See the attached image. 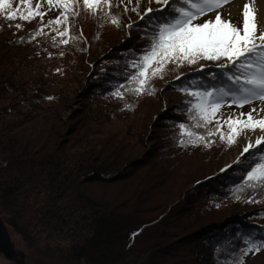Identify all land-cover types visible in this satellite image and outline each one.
Returning <instances> with one entry per match:
<instances>
[{"label": "trees", "instance_id": "obj_1", "mask_svg": "<svg viewBox=\"0 0 264 264\" xmlns=\"http://www.w3.org/2000/svg\"><path fill=\"white\" fill-rule=\"evenodd\" d=\"M11 2L15 8L19 0ZM112 2L118 6L111 9V14L120 18V27L125 32L116 41L113 38L118 27L108 16H93L87 10L73 18L70 25V31L77 35L82 33V38L69 40L67 45L53 43L52 37L60 39L57 32H45L31 39L30 33L41 27L39 17L31 22L8 21L0 14V218L28 246L43 240L47 250L53 248L59 257L84 264H161L162 256L170 248L183 252H176L181 264L201 263V255L202 262L227 264L228 260L238 257L240 248L245 246L240 237L252 234L257 239L264 238V203H245L233 196L234 189L243 183L253 163L250 155L249 162L241 167L226 166L230 168L226 174L222 166L215 174H202L192 180L176 204L156 219L129 231L124 225L127 214L120 213L118 203L82 188L83 184L94 181L125 178L129 169L148 160L150 167L160 169L158 175L166 177L182 160L207 161L219 148L228 146L220 141L219 133L207 136L209 130L217 127L215 119L207 128L192 129L213 141L210 147L203 143L196 147L179 144V125L192 123L186 103L192 98L182 89L197 90L192 81L211 82L210 75L220 72L218 62L200 61L204 66L202 72L197 71L201 65L176 69L170 64L163 79L152 81L156 94L162 84L176 97V103L167 112L159 110L155 116L159 125L167 129L162 141H156L140 158L130 160L120 154L122 147L119 146V142L128 146V141L116 133L109 138H117L113 140L116 147L107 155L96 150L95 136L101 132L98 127L103 122L129 121L139 100L156 97V94L137 96L124 88L119 89L124 94L123 99L112 95L119 85H127L129 74L135 72L130 67L132 61L150 44L145 22L135 12L128 16L130 10L124 11L125 2ZM41 10H47V6ZM143 12L140 4V13ZM55 14L59 16L60 9L48 11L44 20L55 19ZM17 23L22 25L19 30L14 26ZM110 32L114 33L113 37L107 36ZM97 45L105 52L101 57L88 60ZM177 75L181 77L179 80ZM67 91L72 95L71 101L80 108L71 112L76 119L64 129L59 112ZM229 104L230 101L223 106ZM135 120L132 118L128 123L131 134ZM224 131L222 125L220 132L227 137L229 132ZM128 136V132L124 133V137ZM102 147L107 149L106 144ZM115 148L119 153L113 154ZM241 195L264 199L251 189ZM198 221L200 223L182 237L172 238L170 244L174 247L165 244L156 250L137 247L135 240L145 229L162 227L160 234L169 237L167 225L185 229ZM65 238L70 241L68 245L58 246ZM204 247L207 250L201 254Z\"/></svg>", "mask_w": 264, "mask_h": 264}, {"label": "snow or ice", "instance_id": "obj_2", "mask_svg": "<svg viewBox=\"0 0 264 264\" xmlns=\"http://www.w3.org/2000/svg\"><path fill=\"white\" fill-rule=\"evenodd\" d=\"M140 2L136 0L130 9L135 12L141 21L145 22L146 32H150V44L145 52L132 61L130 67L135 69L129 74L127 85H119L113 96L123 99L124 94L119 90L140 95H155L156 89L152 86L155 78L163 79L168 65L179 69L185 65H196L200 61L218 63L219 73H212L210 81H192L197 90L185 87L182 90L192 99L189 104L188 115L191 124L181 123L179 144L181 147L199 146L210 147L213 141L193 131L194 128H207L216 120L217 127L209 130L208 137L219 133L221 142L228 146L238 142V138L247 133L259 131L255 140L248 139L247 145L241 152V157L249 154L253 163L248 167L243 183L234 189L236 200L245 203H264V199L257 200L242 197V193L251 189L264 197V107L252 108L249 112L231 113L223 121L227 124V137L220 132L222 127L220 117L221 107L230 101L229 106L243 108L245 105L259 101L264 105V8L258 6L257 0H248L243 4L241 23H233L232 13L228 12V19L223 18L222 9L231 5L234 0H148L149 4L156 3L159 8L148 7L140 13ZM124 0H120L123 4ZM131 4L132 0H128ZM47 10L42 11L44 5ZM112 0H19L13 8L11 0H0V14L8 21L19 19L31 22L39 17L41 27L30 33L31 39L43 33L45 27H52L57 31L60 39L52 37L54 44L67 45L69 40L76 41L82 38L70 31L73 18L83 11H90L93 16H108L112 24L120 26V18L111 14V9L117 7ZM53 8L60 9V15L44 23V16ZM124 11L128 12L127 5ZM172 13H175L173 15ZM215 13L214 19L197 23L202 17ZM18 30L22 25H14ZM62 26V27H61ZM129 28L132 25H128ZM201 65L197 71H203ZM181 77L177 75L176 79ZM202 89V90H201ZM131 106H129L130 108ZM255 149V152L250 150ZM239 158L236 163H239ZM223 171V170H222ZM219 207V205H217ZM264 218V217H262ZM244 247L240 248V255L227 264H245L244 257L257 255L264 251V238L257 239L252 234L240 237ZM235 256V253L232 254Z\"/></svg>", "mask_w": 264, "mask_h": 264}, {"label": "rangeland", "instance_id": "obj_3", "mask_svg": "<svg viewBox=\"0 0 264 264\" xmlns=\"http://www.w3.org/2000/svg\"><path fill=\"white\" fill-rule=\"evenodd\" d=\"M136 0H132V3L129 4L128 0H124L127 4L129 10L134 6L133 2ZM248 2V0H234L231 5L226 6L222 9L223 18L228 19V12L232 13L231 19L233 23L240 24L242 17L241 11L243 4ZM258 3V0H257ZM141 9L145 10L148 7L155 8L158 4L151 3L149 4L148 0H141ZM44 6H47L46 4ZM259 6V4H258ZM135 13L131 10L128 13V16H133ZM58 15L55 14V17ZM215 13H210L206 17V19H214ZM204 20H199L202 23ZM44 23H47V20H44ZM199 23V22H198ZM62 27V26H61ZM43 33L45 32H57L52 27H45L43 29ZM124 30L122 27H118V31L116 35H114V41L120 39L124 35ZM107 35L108 37H113L112 32ZM104 49L101 45H97L95 49L92 50L91 55L88 57V60L93 57H101L104 53ZM218 62V63H222ZM205 63V62H204ZM203 63V64H204ZM197 65H201L199 62ZM74 88V87H73ZM63 105L60 108L59 116L60 120L66 126L71 125L75 121V117L71 115V112L75 109L80 108L76 102H72V95L69 91L63 94ZM176 103V97L168 92L165 87L161 84V89L157 92L155 98H145L144 100H139L138 108L135 110L133 117L131 119H136L133 123V127L131 128L132 133L129 131V126L131 124L128 120L112 119L107 122H103L98 129L101 131L95 137L97 139L96 142V150L103 151V155H107L112 148L116 147L113 140L109 139L112 134L116 133L118 137H122L123 140L128 141V146L124 147L119 142V146L122 147L120 149V154L125 156L126 159H135L140 158L144 153L147 152L148 148L154 146V143L162 141L164 134L167 129L163 128L159 125L160 121L155 118L160 112H167V110L172 107ZM262 105L259 101H255L252 104L245 105L243 108H237L234 106H223L220 109L224 115L220 117V122L223 125L224 132L228 133L229 129L227 124H224L223 121L227 119V116L231 113H240L249 112L252 108H261ZM263 115V114H262ZM137 116V117H136ZM62 129V131L64 130ZM128 132V138L124 137V133ZM156 135V136H155ZM260 135L259 131L252 133H247L246 136H241L238 139V142L233 144L232 146H225L219 148V150L213 154L212 159L205 160H182L178 167L173 170L166 177L162 175H158L159 168H152L149 165V160L143 163L141 166H137L136 168H131L128 171L130 172L128 175L121 177L120 180L117 181H94L88 184H83L82 188L85 190L94 191L97 196H102L104 200H109L112 203H118L120 213L127 214V218L124 219V225L129 230L138 227L140 224H146L147 222L156 219L159 215L166 212V210L176 204L177 200L181 197L182 192L190 186L192 180L200 177L202 174H215L219 167H226L228 165L241 167L242 164H247L249 162L248 156L249 154H245V157H241V152L243 148L247 145L248 139L251 138L255 140V138ZM120 137V138H121ZM109 139V140H107ZM107 140V142H106ZM164 140V139H163ZM157 141V142H156ZM106 144L107 149L103 148L102 145ZM133 144V145H131ZM118 146V145H117ZM262 145L261 147H263ZM115 153H119L117 148L114 150ZM250 152H255V149L250 150ZM120 156V155H119ZM239 158V163H236ZM230 168L226 169L224 174ZM239 175L240 173H231ZM203 176V175H202ZM164 177V178H163ZM256 212L255 210H253ZM260 212V211H258ZM256 212V213H258ZM253 215V213H252ZM167 218H163L164 220ZM201 221V220H199ZM194 222L191 227H186L185 229H181L180 227H172L171 225H167L168 233L171 235L169 237H164L160 234L162 227H151L145 229L146 231L139 237L136 238L137 247H149L152 250L159 249L162 247L161 245H166L168 247L175 246L170 244L173 242L174 238L178 239L182 237L184 233H188L191 231L198 223ZM255 220H252V222ZM164 222V221H161ZM179 223L180 221L177 220ZM176 223V222H175ZM174 223V225H175ZM180 224V223H179ZM7 229L10 233V238L12 241V245L15 251H22L25 254L26 264H84L82 261H72L66 260L62 257H59L57 251L53 248L48 250L44 248V241L41 240L37 245L28 246L25 241L21 238V236L16 233L11 227L7 226ZM178 234V235H177ZM61 243L58 246L64 247L65 244L68 245L70 242L68 239H62ZM135 243V244H136ZM54 244V239H53ZM53 244H49L53 246ZM55 245V244H54ZM38 247V248H37ZM54 247V246H53ZM179 249V247H178ZM207 249L202 248L201 254L206 252ZM176 252H182L175 250V248H170L169 252L162 256L160 263L161 264H181V257H178ZM183 253V252H182ZM157 260L159 256H156ZM188 260V256L185 257ZM202 255L199 258V262L196 264H208L207 261L202 262ZM184 259V257H183ZM245 264H264V251L257 255H249L244 257ZM0 264H5V260L2 256H0Z\"/></svg>", "mask_w": 264, "mask_h": 264}, {"label": "water", "instance_id": "obj_4", "mask_svg": "<svg viewBox=\"0 0 264 264\" xmlns=\"http://www.w3.org/2000/svg\"><path fill=\"white\" fill-rule=\"evenodd\" d=\"M0 254L6 258L14 256V247L10 238V233L0 218Z\"/></svg>", "mask_w": 264, "mask_h": 264}, {"label": "flooded vegetation", "instance_id": "obj_5", "mask_svg": "<svg viewBox=\"0 0 264 264\" xmlns=\"http://www.w3.org/2000/svg\"><path fill=\"white\" fill-rule=\"evenodd\" d=\"M0 256L5 260V264H26L25 254L22 251H15L14 249V256L11 258H6L2 254Z\"/></svg>", "mask_w": 264, "mask_h": 264}, {"label": "bare ground", "instance_id": "obj_6", "mask_svg": "<svg viewBox=\"0 0 264 264\" xmlns=\"http://www.w3.org/2000/svg\"><path fill=\"white\" fill-rule=\"evenodd\" d=\"M258 4L260 8H264V0H258Z\"/></svg>", "mask_w": 264, "mask_h": 264}]
</instances>
